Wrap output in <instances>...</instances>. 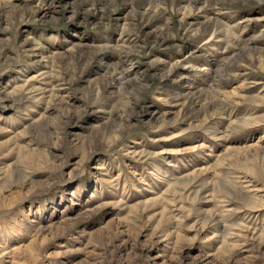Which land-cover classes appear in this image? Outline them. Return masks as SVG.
I'll return each instance as SVG.
<instances>
[{"label":"rangeland","instance_id":"1","mask_svg":"<svg viewBox=\"0 0 264 264\" xmlns=\"http://www.w3.org/2000/svg\"><path fill=\"white\" fill-rule=\"evenodd\" d=\"M0 264H264V0H0Z\"/></svg>","mask_w":264,"mask_h":264}]
</instances>
